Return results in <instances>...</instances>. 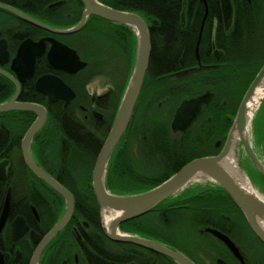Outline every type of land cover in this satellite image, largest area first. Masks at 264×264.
I'll list each match as a JSON object with an SVG mask.
<instances>
[{
  "label": "flooded vegetation",
  "instance_id": "1",
  "mask_svg": "<svg viewBox=\"0 0 264 264\" xmlns=\"http://www.w3.org/2000/svg\"><path fill=\"white\" fill-rule=\"evenodd\" d=\"M97 1L117 10L111 2L131 4L137 0H107L111 5L106 3V0ZM147 1L149 6L146 5L139 11H117L136 13L144 19L150 31L153 48L152 32L159 27L160 18L152 13V9L156 10L157 3L167 4L169 0ZM172 1L180 4V15H169L174 17L173 23L177 30L173 31V38L168 41L170 46L166 41L159 56L158 53L155 56L151 53L136 106L137 112L142 104H145L148 113L156 117L159 115L157 120L166 122L165 124L168 122L169 137L172 141L170 144L166 142L164 158H156V152L147 149L146 159L140 160L135 158L136 151H131L134 166L139 173L133 168L131 171L121 169L118 173L113 172L111 165L114 156L119 152L123 138L134 123L133 117L129 129L110 156L106 180L110 177L135 178L138 175L162 178L170 171H174L175 175L196 151H203L204 156H216L222 152L230 130L224 132L225 124L217 131L216 126L209 125L216 95L198 92L196 96L180 101V98H183L181 92L184 86L190 85L199 73L187 77L178 74L199 66L196 56L199 41V47H212L213 52H218V47H226L227 41H233L238 36H242L243 47H264V0H230L233 15L228 25L223 14L222 0ZM124 7L128 5L124 4ZM11 8L57 31L33 25L12 12L0 9V105L17 97L19 103L35 104L45 110L46 121L31 140L30 155L35 163L70 192L74 199V215L67 226L44 248L38 264H179L163 254L131 243L115 242L107 236L105 243L103 237L89 236L91 224L82 216H78L79 209H86L88 203L80 204L77 195L82 196L84 201L88 200L89 194L95 196V165L111 132L122 95L133 72L137 55V38L134 31L126 25L90 16L87 23L77 32L62 33L82 22L86 9L82 0L54 1L42 14ZM165 28L168 29L169 25ZM171 35V31L168 32V37ZM27 40L34 43L21 57V47ZM56 47L74 50L86 66L76 72L68 71L72 68L66 70L55 67L49 60V54ZM192 47H196V65H193L190 58ZM58 51L61 52V49ZM62 54L63 52L60 56ZM67 62L69 63L62 66L68 68V65L73 64L70 60ZM151 62L155 63L152 71ZM123 65L129 67L127 76H123L120 71ZM204 66L216 68L220 65ZM51 77L60 79L74 93V97L70 98L71 95L66 93L63 98L50 101L49 96L39 90V86L44 90H54L56 85L49 81ZM41 80L43 83H39ZM205 94H209L210 98L200 107L196 120L186 131H173L172 122L181 103ZM156 99L160 101L157 103V110L153 112L150 105ZM220 101L224 107L220 115L231 117L232 110L227 100L222 98ZM39 118L36 113L15 109L0 113V219L8 197H11L10 212L0 232V259L3 264H31L39 244L33 243L30 233L34 231L42 241L67 209L65 197L29 168L23 153L24 139ZM201 137L206 139L202 145ZM255 141L251 140L252 149L264 166V139ZM141 147L140 145L142 153ZM238 153L240 156L245 155V159L264 181L242 144ZM106 186L111 193L120 195L110 189L108 183ZM261 192L264 194V189ZM201 195L218 198L220 207L223 205L225 209L230 203L222 197L218 187L208 183L187 186L176 195L174 199L180 200V205L176 206L180 208V214H193L192 218L180 219L181 233L185 234L184 228H187V233L191 235L184 237L187 241L178 242L179 239L176 241L154 235L145 238L122 230L120 234L137 236L177 250L194 264H218L219 260L227 264H253L239 241L247 229L241 219V212L234 209L232 215L237 220L232 221V217L219 211L216 213L214 208L202 210ZM19 219L27 223L29 232L15 240L13 225ZM163 222L167 221H162V224ZM217 225L222 229L215 227ZM208 229L227 235L237 246L243 261L236 257L223 241L208 232ZM106 246L113 249L110 253L111 259L108 257L107 260L106 253L102 251Z\"/></svg>",
  "mask_w": 264,
  "mask_h": 264
},
{
  "label": "water",
  "instance_id": "2",
  "mask_svg": "<svg viewBox=\"0 0 264 264\" xmlns=\"http://www.w3.org/2000/svg\"><path fill=\"white\" fill-rule=\"evenodd\" d=\"M82 1L86 8L82 22L76 27L68 29L67 31H64L62 33L69 34L77 32L87 23L90 16H97L107 21L130 27L134 31L137 38V55L133 72L122 97V101L111 132L104 144L103 149L101 150V153L99 154L94 169V193L100 207V212L102 215V227L106 236L110 240L115 242L131 243L145 249L163 254L175 260L179 264H194V262H192V260H190L186 255L177 250H173L164 245L137 236L121 235L119 233V229L124 223L137 219L147 213H150L153 210H156L159 207L164 206L167 200H169L170 198H174L176 194L180 193L190 184L205 181L206 183H210L211 185L218 187L231 198L234 205L245 218L249 228L252 230L258 240L264 245V201L258 198L262 197L264 199V197L259 191L256 190L254 186H252L253 184L250 181L249 183L240 173L239 165L241 164H238V161L236 159L238 155V149H236L237 144L238 142H241V144L249 154L251 160L256 165L261 175L264 177V166L256 157L252 149L251 140L249 139L247 133L251 122L249 121L248 116V104L255 95L257 88L262 84L264 80V67L252 82L240 104L232 127L228 133L226 146L222 150V152H220L216 156H205L192 160L175 175L171 176L169 179L156 186L155 188L136 194L115 195L111 193L106 186V171L110 156L121 141L126 131L129 129L136 111L137 102L144 85L152 53L150 31L144 19L136 13L117 11L103 5L97 0ZM222 4L224 18L226 24L228 25L232 19L233 9L230 0H222ZM0 9L12 12L33 25L43 27L53 32H57L56 30L44 26L28 15L9 6L0 4ZM202 31L203 27L201 30V35ZM33 43L34 42L32 40H27L26 42H24L23 47H21L20 50L21 57L23 56L25 50L31 48L29 46L33 45ZM199 45L200 41L196 48V56L199 60V66L193 69L182 71L180 74H178L179 76L187 77L204 70H210L214 68V66L202 65L200 61ZM59 49H61V52H63L61 56V52L58 51ZM49 60L57 68H64L66 70L72 68L68 70L69 72H76L77 70H80L86 66V63L80 60V57L77 55V53L74 50L69 49L68 47H56L55 50H51L49 54ZM69 60L72 61L73 64L68 65V68L62 66L64 63H69L67 62ZM51 78V80H48L56 85V88L54 90H44L39 86V90L49 96L50 101H57L59 98H63L66 93H69L71 95L70 98L74 97V93L60 79L54 77ZM39 83H43V80H41ZM16 98L17 97H14L9 102L1 104L0 113L15 109L26 112H33L39 115V120L29 130L24 139L23 153L29 168L37 176L44 180L50 187L54 188L60 195L64 196L67 200V209L65 214L42 241L41 237L34 231L30 233V238L33 243L39 244L38 248L35 251L31 264H38L44 248L67 226L72 216L74 215V199L71 193L63 188L60 184H58L53 178H51L42 168H40L30 155L29 149L31 140L46 121L45 110L35 104L19 103L17 102ZM70 98L67 99V103H69ZM209 98L210 95L205 94L193 99L184 100L181 103L180 107L177 109L172 122V130L186 131L187 128L198 117L200 107ZM232 160H234L235 164H237V169L242 178L247 181L249 185L247 188L241 185V183H239L231 174L228 165ZM10 204L11 197L9 196L2 217L0 219V232L3 230L6 224V220L10 212ZM113 212L119 213L121 215L116 217L111 223L110 228H108L104 223L103 216L104 214L110 215ZM28 232L29 226L23 219H19V221L13 225L15 240H19L20 238L24 237ZM208 232L223 241L234 253V255L243 261V258L237 246L227 235L214 229H208ZM0 264H3L2 259H0ZM218 264L227 263H225L223 260H219Z\"/></svg>",
  "mask_w": 264,
  "mask_h": 264
},
{
  "label": "trees",
  "instance_id": "3",
  "mask_svg": "<svg viewBox=\"0 0 264 264\" xmlns=\"http://www.w3.org/2000/svg\"><path fill=\"white\" fill-rule=\"evenodd\" d=\"M54 1L57 0H0V3L23 10L25 12H39L42 14L47 9V6H49ZM106 3H109V1L106 0ZM148 3L149 2L147 0H137L131 4L119 3L117 1L114 3L111 2L113 8L117 10L129 9L132 11H139L140 8H143L146 5L149 6ZM124 4H127L128 7L125 8ZM156 6V10L152 9V13H155L160 18V25L155 29V31L152 32V55L155 56L158 53L159 56L162 47L166 45V41L168 42L169 39L171 40L173 38V31L175 29L177 30V27L174 26L173 23L174 17L172 18L169 15L174 13L175 17H178L180 15V4L169 0L167 4L157 3ZM167 24L169 25L168 29L165 28L167 27ZM170 31L172 35L168 37V32ZM196 38L197 34L194 37V43ZM235 40L227 41L225 43L226 47H218V52H213L212 47H206V45L200 47V59L204 65L220 66L211 70L200 72L192 81V83H190L191 87L189 86V89H191L192 91L191 97L196 96L198 92H210L216 95V101L214 103L215 106H212L211 109L212 120L209 124L211 126H217L216 123L219 121V116L217 115L218 113L216 112V110L220 109L223 111L224 109V107L221 105L220 99L223 98L227 100V102L229 103V107L232 110L231 117L225 118V116L222 117L221 115L220 119L222 120V122H220L218 125L219 128L221 125L225 124L224 132H228L232 127L234 118L246 92L248 91L252 82L255 80L256 76L264 67V47H243L241 44V42H243L242 36H238L237 38L235 37ZM175 42L176 41L174 40V43ZM168 45L170 46V42H168ZM195 48L196 47H192L190 53V58L193 65L197 64L195 57ZM150 66L152 71L155 63L151 62ZM223 79H229L228 83ZM133 130L134 126L131 125L129 133H127L125 138H123L122 140V147L114 156L113 164L111 165L113 172L118 173L121 169L126 171L132 170V166L134 165L133 157L131 158V155L129 154L127 158H125L124 147H126V145L128 144L127 141L129 140ZM138 132L140 135L138 136L137 134L136 138L139 144L142 146V160L146 159L147 157L145 153L147 149L148 151L152 150L153 152H156V158H164L166 156V142L170 144L172 141V139L169 137V128L167 124H165L164 122L162 123L160 120L151 122L145 121L140 126ZM205 140L206 139H204L203 137L200 138L201 145ZM204 154L205 153H203V151H196V153H193V155L190 156L185 161V163L182 164V166L188 164L195 158L204 157ZM173 172L174 171H170L167 176L162 178L145 177L144 175H138L135 178L117 177V179H115L110 177L107 180V183L110 189L115 190L120 194H136L155 188L156 186L169 179L173 175ZM112 179H115L117 183H124L125 186H116ZM221 192L222 197L227 201H230V203L228 204L231 205L236 210V212H239V210L232 202L231 198L227 194H225L224 191L221 190ZM77 197L80 204L85 205V203H88L86 209H82L81 211L79 209L78 211V216H82L83 219L87 220L92 226V229L88 232V235L103 237L106 243L107 237L102 227L100 207L96 201L95 196L89 194L88 200L85 201L83 200L82 196L77 195ZM201 199L202 201L200 203V209L202 210L214 208L215 211H213L218 213L220 208L224 209L222 207L223 205L220 207L219 199L214 196L208 198L205 197V195H201ZM178 205H180V200L174 201L168 206L159 207L156 210H153L150 213H147L137 219L124 223L121 226V230L123 232L132 233L145 238L154 235L156 237L163 236L167 239L177 241L182 230L180 228V208H176V206ZM153 218L154 220L156 219L155 222L149 223ZM241 219L244 221V224L246 225L248 231L264 248V245L254 235L242 215ZM162 221L167 222H163L162 224ZM215 227H217L218 229H222L219 225ZM162 229H165V231H163ZM184 230L186 231L184 237L191 236L187 233V228H184ZM230 235L235 239V236L232 232H230ZM102 251L106 253L105 260H107L108 257V259H111L110 257H112V254L110 253L113 252L112 248H107L106 246ZM258 264H264V260L259 261Z\"/></svg>",
  "mask_w": 264,
  "mask_h": 264
},
{
  "label": "rangeland",
  "instance_id": "4",
  "mask_svg": "<svg viewBox=\"0 0 264 264\" xmlns=\"http://www.w3.org/2000/svg\"><path fill=\"white\" fill-rule=\"evenodd\" d=\"M120 71L123 72V76H127L128 75V72H129V67L123 65L122 67H120ZM223 80H225L227 83L229 81V79H223ZM189 86L190 85H187V84L184 86L183 92H181L182 95H184V96H183V98H180V101L182 99H184V98L187 99L188 97H191V95H192L191 92L192 91H191V89H189ZM158 101H160V99H156L152 103V105H150L152 107L151 109L153 110V112L155 110H157V103H158ZM176 105L177 104H175V107H176ZM220 111H222V110H220V109H217L216 110V112L218 113L217 115L219 116V121L216 123L217 126L215 127L216 131L218 130L219 123L222 122V120L220 119L221 118L220 117L221 116L220 115ZM149 112H150V110H149ZM135 113L136 114H134V118L135 119H134V124H133L134 130L131 133V136H130L129 140L127 141L128 144L126 145V147H124V153H125V158H127V156L129 154L131 155V158H132L133 157V154L131 153V151H136L135 158H138V159L141 160L140 144H139V142H138V140L136 138V135L137 134H138V136L140 135L138 131L140 129V126L145 121H149V122H151V121H158L157 119L159 118V115H158V117H156L155 115H152L151 113H148L147 107H146L145 104H142V106L139 108V110L137 112L135 111ZM161 122L163 123V121H161ZM250 123L251 124H250V128H249V133H248L249 139L252 140V141H255V140L258 141L259 139H264V99H262V102L259 105V108L256 111V113L253 116V118L251 119V122ZM167 124H168V122H167ZM239 148H241V142H238V144H237V148L236 149H239ZM232 159H233V157H232ZM236 159L238 161V164L239 163L241 164V165H239V171L243 175V177L248 182L250 181L253 184V185L252 184L251 185L254 186L257 191L259 190L261 192V190L264 189V181L258 175V173L255 171V169L251 165V163L247 159H245V155L240 156L239 153H238ZM131 162H132V159H131ZM132 168L134 170H136L137 173H139L138 170L136 169V167L134 165L132 166ZM112 180H113V182L115 183L116 186H122V187L125 186L124 183H117L115 179H112ZM202 183H205V181H200L198 184H202ZM193 184H195V183H193ZM190 186H192V185H190ZM178 194H176V195H178ZM261 194L264 197V194L262 192H261ZM174 201H176V199L170 198L169 200L166 201V203L164 205L169 204V203H173ZM224 209H221L220 208L219 212L220 213H223V214H226V215H229L230 217H232V221L237 220L232 215V213H234L233 212L234 211V208L231 205H228L227 208L225 210ZM153 217H156V216H153ZM192 217H193V214L192 213H182V214H180V219H182V220L183 219H189V218H192ZM155 220L153 218V219L150 220L149 223H152V222L154 223ZM237 235H240V233H237ZM184 236H185V234H183V233L180 232V237H178V239H179L178 242L187 241V240H185ZM242 237L243 238H240L239 241L245 247L246 252H247V254H248L249 259L251 260V262L253 264L254 263H257L258 264L259 261H263L264 260V248L253 237V235L248 231V229H246L245 234H243Z\"/></svg>",
  "mask_w": 264,
  "mask_h": 264
},
{
  "label": "bare ground",
  "instance_id": "5",
  "mask_svg": "<svg viewBox=\"0 0 264 264\" xmlns=\"http://www.w3.org/2000/svg\"><path fill=\"white\" fill-rule=\"evenodd\" d=\"M262 99H264V80L262 82V84L257 88L255 95L253 96V98L250 100L249 104H248V116H249V121H251V119L253 118V116L255 115L256 111L259 108V105L262 102ZM251 124V123H250ZM250 128V126H249ZM249 128H248V132L249 133ZM228 167L230 168V172L231 174L234 176V178L241 183V185L245 186L246 188L249 186L247 181L245 179L242 178L241 174L239 173L238 169H237V164H235V161L232 160L229 162ZM260 200L264 201V199L261 197H258ZM119 213H112L110 215H106L104 214L103 216V220L104 223L106 225V227L110 228L111 223L113 222V220L118 217Z\"/></svg>",
  "mask_w": 264,
  "mask_h": 264
}]
</instances>
